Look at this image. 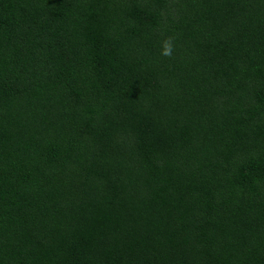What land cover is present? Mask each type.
Instances as JSON below:
<instances>
[{
  "label": "trees",
  "instance_id": "obj_1",
  "mask_svg": "<svg viewBox=\"0 0 264 264\" xmlns=\"http://www.w3.org/2000/svg\"><path fill=\"white\" fill-rule=\"evenodd\" d=\"M0 264H264V0H0Z\"/></svg>",
  "mask_w": 264,
  "mask_h": 264
},
{
  "label": "clouds",
  "instance_id": "obj_2",
  "mask_svg": "<svg viewBox=\"0 0 264 264\" xmlns=\"http://www.w3.org/2000/svg\"><path fill=\"white\" fill-rule=\"evenodd\" d=\"M163 54L164 55H170L171 54V46L169 44L165 45Z\"/></svg>",
  "mask_w": 264,
  "mask_h": 264
}]
</instances>
